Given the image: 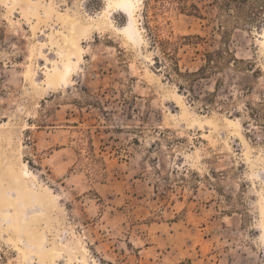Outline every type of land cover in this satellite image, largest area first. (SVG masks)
<instances>
[{"label":"rangeland","instance_id":"374dc122","mask_svg":"<svg viewBox=\"0 0 264 264\" xmlns=\"http://www.w3.org/2000/svg\"><path fill=\"white\" fill-rule=\"evenodd\" d=\"M178 2L0 0V264H264V0Z\"/></svg>","mask_w":264,"mask_h":264},{"label":"trees","instance_id":"16d2710c","mask_svg":"<svg viewBox=\"0 0 264 264\" xmlns=\"http://www.w3.org/2000/svg\"><path fill=\"white\" fill-rule=\"evenodd\" d=\"M148 1H153V2H158L160 0H148ZM165 1V0H163ZM167 1V0H166ZM182 0H179V4H180V11L183 12L184 14L188 15V16H194L197 18H201V14L199 12V7L195 4H191V5H187L184 3H181ZM215 2H217L218 7L226 12L230 11V8L232 6V4H245L247 3L249 0H214ZM147 5V11L152 9L150 8V3L145 4V6ZM150 8V9H149ZM154 17V14L148 15V13H146V15H144V21H143V27L144 29L148 32L149 34V38L151 40L152 45L155 48L160 49L161 53L164 56V59L168 62L171 63V69L172 71L175 73L176 76L179 77H186V76H191L193 75L192 73H181L179 70V66H178V59H177V53H178V48L180 45H183L184 42L186 41H190L192 39H200V37L196 36H183V37H174V35H165L163 32V29L159 26V25H154L151 26L150 25V21L151 18ZM164 34V37H163ZM226 54H230L229 51H226ZM222 55L223 52H214V53H207L205 55V68H202L199 70V72H203L205 69H209V70H216L219 69V64L222 60ZM156 66L159 67V69L161 68H166L165 63H163L158 57H156Z\"/></svg>","mask_w":264,"mask_h":264}]
</instances>
